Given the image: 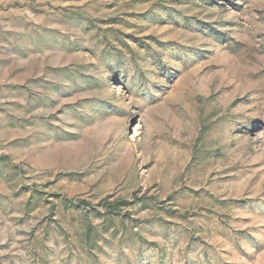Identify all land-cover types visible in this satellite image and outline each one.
<instances>
[{
	"label": "rangeland",
	"instance_id": "1",
	"mask_svg": "<svg viewBox=\"0 0 264 264\" xmlns=\"http://www.w3.org/2000/svg\"><path fill=\"white\" fill-rule=\"evenodd\" d=\"M0 264H264V0H0Z\"/></svg>",
	"mask_w": 264,
	"mask_h": 264
}]
</instances>
